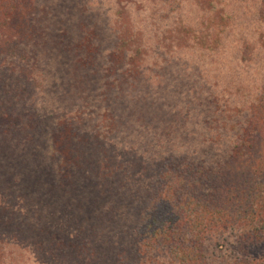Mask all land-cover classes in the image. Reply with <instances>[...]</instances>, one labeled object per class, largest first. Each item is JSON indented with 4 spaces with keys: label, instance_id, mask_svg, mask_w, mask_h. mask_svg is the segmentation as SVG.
Returning <instances> with one entry per match:
<instances>
[{
    "label": "trees",
    "instance_id": "obj_1",
    "mask_svg": "<svg viewBox=\"0 0 264 264\" xmlns=\"http://www.w3.org/2000/svg\"><path fill=\"white\" fill-rule=\"evenodd\" d=\"M252 1L259 26L264 25V0ZM14 4L19 10L7 4L4 20L18 22L21 17L22 23L24 19L27 22L24 26L19 22V31L14 30L2 46L20 59L19 72L25 83L34 79L41 83L44 71L40 61L47 60L45 41L36 50L25 42L24 31L35 32L34 15L43 19L44 10L32 13L20 3ZM205 18L216 33L217 17ZM224 18L230 36L225 56L232 54L241 68L263 60L257 68L255 91H228L234 98L222 101L210 89L177 88L168 95L174 106H166L163 117L155 112L150 119L147 116L155 106L148 104H155L160 92L138 87L156 79L152 69L158 63L144 57L136 61L132 53H125V45L114 44L103 52L105 61L102 59L99 66L93 65L95 55L84 58L88 65L79 57L83 79L74 85L72 105H61L58 115L36 112L34 125H29L33 122L28 113L18 118L17 105L10 107L9 113L1 112L0 136L15 143L18 139L12 133L20 134V147L33 148L35 156L46 161L43 165L48 168L43 175L54 186H47L48 190L40 191L37 197L47 203L44 212L57 220L51 222L53 235L49 238L45 232L42 240L59 242L69 249L61 264H264V259L241 252L234 255L235 249L228 252L225 245L226 239L241 240L242 235L251 241L264 239V54L257 51H264V40L258 41V48L240 40L233 32L234 22L228 14ZM81 32L80 40L70 41L69 46L88 50L92 44L84 36L88 32ZM188 65L183 76L219 89L220 78L208 77L204 65ZM109 70L113 73L107 80ZM230 80L226 73L224 81ZM99 86L111 104H102L103 96H93ZM206 103L209 107L204 112ZM47 116L53 121L44 125ZM63 130L71 140L62 138L58 146L55 137ZM127 130L133 135L127 137L131 134ZM175 134L179 136L174 139ZM65 143L70 147L67 155L61 149ZM183 148L195 149L191 158L187 152L189 161L177 160ZM202 154L218 159H212L210 166L206 157L197 163ZM3 243L6 240L1 234ZM47 261L56 264L55 258Z\"/></svg>",
    "mask_w": 264,
    "mask_h": 264
},
{
    "label": "rangeland",
    "instance_id": "obj_2",
    "mask_svg": "<svg viewBox=\"0 0 264 264\" xmlns=\"http://www.w3.org/2000/svg\"><path fill=\"white\" fill-rule=\"evenodd\" d=\"M250 2L253 1L15 0L11 3L10 0H0V59L2 61L0 64V114L2 111L9 113V108L17 105L18 118L22 119L23 113H28L29 121L33 122L29 125H34L33 114L36 112L42 111L46 115L53 112L58 115L57 111L61 105H72L74 85L78 86L83 79V73L77 63L79 57L81 60L92 59L95 55L97 57L94 58L93 65L99 66L102 59L103 63L105 61L101 56L104 55L103 52L114 44L119 47L125 45L123 47L125 53H132L136 61L144 57L155 59L154 63H158V66L152 69V75L156 79L138 87L146 91L156 88L160 92L155 104H148L149 107L155 106L150 112L151 115L147 116L150 119L155 112L163 117L165 107L174 106L170 103V98L168 101V95L169 91H176L177 88L210 89V92H216L222 101H227L229 98L232 100L233 91L236 94H240L246 88L255 91L257 68L263 60L259 59V62L254 61L252 64L249 63V66L246 64L241 68L232 60V54L225 56L226 45L230 40L229 27L224 18L226 14L234 22L233 32L240 40L255 43L257 48L260 45L258 41L264 40V25L259 26L257 10ZM14 3H20L27 10L32 9V13H40L44 10L43 19H36V14L34 15L35 32L28 33L24 29L25 42L31 44L30 46L36 50L40 48V43L45 41L43 47L47 60L40 61L41 70L44 71H41V83H38L36 79L25 83L24 77L19 72L20 59L12 52L7 53L5 45L2 46L3 40L11 38L14 30L19 31L20 27L17 25L19 22L23 26L24 22H27L24 19L22 23L21 17L18 18V22L15 21L16 19L4 20L7 4H13L14 10H19ZM227 3L228 7H226ZM116 11L118 16L114 15ZM21 13H24L23 9ZM208 15L217 17L216 33L209 20L206 21L205 16ZM81 29L83 34L84 31L88 32L84 36L87 37L86 41L92 43L88 46V50L84 47L69 46L70 41L76 39L79 41L80 35L83 36ZM6 36L8 37L4 38ZM257 51L259 54H264L260 48ZM85 62L89 64L87 60ZM183 63L186 66L188 63L194 66L195 64L204 65L203 67L209 70L208 77L213 74L220 78L219 89H215L209 82L206 84L199 80V83H196L190 77L183 76L186 68ZM112 73V70L107 72L105 76L107 80ZM226 73L231 80L225 82ZM92 74L96 75L95 72ZM258 76L261 80L260 75ZM243 78L248 80L242 83L240 80ZM92 85L96 84L93 82ZM99 88L100 90L93 93V96L97 98L103 96L104 98L101 99L103 104L106 98L105 89L103 86ZM94 89H96L95 86ZM216 98L215 96L213 100L215 101ZM105 102L111 104L110 98H107ZM207 104H205L206 107L203 106L205 110L199 109L207 112L206 109L209 107ZM170 118L176 117L169 116L168 119ZM177 119L180 121L181 117ZM52 121L53 118L47 116L44 118V125ZM152 123L156 126V123ZM65 132V130L57 132L55 143L58 146L62 145V138L71 140ZM128 133H131L130 130H127ZM131 135L133 134L127 137ZM157 135V137L160 136L159 133ZM178 136V134L174 136V139ZM12 137L18 140L11 143L0 136V235L2 234L6 240V243L0 244V264H52L47 261L49 257L55 258L56 264H61V260L65 261L64 255L69 249L58 245L59 242L51 240L47 244L42 240L46 236L45 232H49V238L53 235L55 228L51 226V222L57 220L56 217L48 216L44 212L47 203L37 197L40 191L44 192L48 190V187L54 186L48 176L44 178L43 175L44 170L48 168L43 165L46 161L41 160L40 156L37 158L36 153L31 151L33 148L28 150L20 147L18 143L22 139L20 134L12 133ZM72 137H75V134ZM30 144L31 142H28L27 146L29 147ZM142 144V149L148 151V148ZM64 145L65 148L61 147V149L67 155L70 147L69 144ZM183 149L184 153L180 154L177 160L189 161L187 152L190 156L195 149ZM205 157L207 166L211 165L212 159H218L216 155L210 159L207 154H202L198 155L197 163ZM61 170H64V167ZM118 186L123 187L120 183ZM106 187L110 188L108 185ZM226 240L228 252H232L234 248V255L241 252L253 258L264 259L263 238L258 237L251 241L246 238V235H242V241L239 238ZM222 254L219 253V256Z\"/></svg>",
    "mask_w": 264,
    "mask_h": 264
}]
</instances>
